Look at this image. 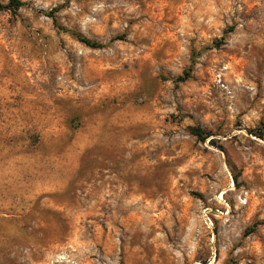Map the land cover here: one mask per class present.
Returning <instances> with one entry per match:
<instances>
[{"label": "rangeland", "instance_id": "obj_1", "mask_svg": "<svg viewBox=\"0 0 264 264\" xmlns=\"http://www.w3.org/2000/svg\"><path fill=\"white\" fill-rule=\"evenodd\" d=\"M9 1L0 264H264V0Z\"/></svg>", "mask_w": 264, "mask_h": 264}, {"label": "trees", "instance_id": "obj_2", "mask_svg": "<svg viewBox=\"0 0 264 264\" xmlns=\"http://www.w3.org/2000/svg\"><path fill=\"white\" fill-rule=\"evenodd\" d=\"M9 4L15 8H18L20 7L21 5H23V2L20 1V0H10L9 1ZM53 21L54 23L56 24V20L55 18L53 17ZM60 28H64V27H60ZM77 39L81 42H83L84 44H86L87 46L89 47H92V48H99V47H102L103 44L102 43H99L97 41H94V40H91L89 38H86L84 36H81V35H76ZM190 73L188 71H185L184 75L183 76H179V80L180 81H185L190 75ZM191 133L197 137H200L201 139H204V136L202 135V129L200 127H191Z\"/></svg>", "mask_w": 264, "mask_h": 264}]
</instances>
